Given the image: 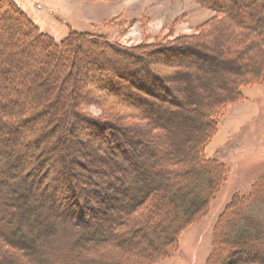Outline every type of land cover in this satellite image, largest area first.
I'll return each mask as SVG.
<instances>
[{
	"label": "trees",
	"instance_id": "obj_1",
	"mask_svg": "<svg viewBox=\"0 0 264 264\" xmlns=\"http://www.w3.org/2000/svg\"><path fill=\"white\" fill-rule=\"evenodd\" d=\"M202 1L218 11L223 24L230 19L242 23L241 38L235 40L234 49L224 51L220 59L208 54L203 49L205 44L192 43L191 36L179 37L173 44H149L147 47L122 46L108 40L107 35L89 31H72L64 39L56 40L42 31L14 0H0V20L14 26V30L7 26L4 31L14 36L17 33L15 39L9 37L12 44L23 34L29 37L27 44L31 43L42 59L45 56L41 53L55 62L70 59L68 77L73 82L65 79L66 83L71 81L68 92L81 89L82 71L78 72L81 59L87 79L92 82L95 78L99 89L117 96L135 111V114H121L119 118L124 119L121 122L120 119L112 122L107 115L96 121L80 111L82 102L87 99L69 102V93L65 96L59 87L50 88L51 96L36 101L38 107L34 110L23 111L24 117L14 114L17 112L13 113V107L8 109L10 100L0 103L2 109L7 108L0 110V238L8 246L23 251L28 261L58 264L54 257V241L65 226L80 232L70 249L78 262L99 259L104 264H153L175 251L181 233L207 213L211 198L226 179L227 167L223 161L205 155L206 145L215 135L224 109L242 98V87L264 83V0ZM1 38L0 35V41ZM86 44L89 48L84 53L88 57L84 60L79 49ZM7 47L0 49V55ZM24 48L16 53L28 61L29 46ZM122 54L130 56L134 66L109 63L114 55L118 58ZM156 54L169 59L193 56L194 62L188 67L199 68L204 73H198L199 81L211 80L220 70L230 73L231 83L227 86L228 79L223 75L218 77L217 87L225 94L217 96L214 103L202 110V100L193 91L187 92L185 88L184 92L183 87L179 90L168 86L169 81H174L173 85L187 81L184 76H178L179 71L162 77L146 66ZM6 60L11 62L7 72L23 67L18 57L7 56ZM109 71L125 77L128 84L122 86L112 82L108 79L112 76ZM4 87L0 85V90ZM14 102L18 105L17 100ZM40 105H45L43 111L38 109ZM44 115L49 117L50 123L51 119L54 121L53 125L46 124L37 137L27 139L25 127L43 120ZM79 119L87 120L94 130L100 129L96 133L101 135V140L88 147L99 149L106 143L110 147L107 153L111 166L102 172L100 180L91 179L85 183L78 180L77 185L74 168L79 159L74 143L78 140L77 129L81 128ZM53 132H57V137L51 141V147L58 152L48 153L49 158L45 156L43 160L47 164L46 160L59 156L65 168L63 173L68 178L67 186L62 179L61 185L53 184L54 178L48 180L51 171L44 174L41 167L33 166L32 159L27 157L31 150L28 147L34 141L39 145L41 139L45 140L47 134ZM20 144H25L26 148ZM83 160L78 161L80 165ZM86 167L89 172L93 171ZM79 187L85 191L83 194ZM236 202L234 199L231 205ZM237 227L240 234L217 244L209 264H264V225L251 220ZM137 236L146 240L149 251L132 256L126 251L134 250V244L140 243H130ZM107 244L123 246L122 249L127 250L121 254L126 253V260L130 258L131 262H122L109 252L99 251Z\"/></svg>",
	"mask_w": 264,
	"mask_h": 264
},
{
	"label": "rangeland",
	"instance_id": "obj_2",
	"mask_svg": "<svg viewBox=\"0 0 264 264\" xmlns=\"http://www.w3.org/2000/svg\"><path fill=\"white\" fill-rule=\"evenodd\" d=\"M14 2L31 16L42 31L50 33L56 40L64 39L72 31H89L107 35L108 40L122 46L147 47L146 45L149 44H173L179 37L191 36L194 40L192 43L203 46L205 44L203 49L208 54L221 58L224 51L230 52L234 49L236 45L232 43L241 38L239 31L243 29L242 23L238 24L233 19L223 24L219 19L218 11L202 0H14ZM7 26L10 30H14L11 23L5 24L0 20V35L2 37L0 49L10 44L8 49L1 51L3 55H0V85L5 86L4 90L3 88L0 90V103L10 100L12 103L8 109L13 107L10 109L13 113L17 112L14 114L24 117L23 111L34 110L35 107H38L35 106L36 101L41 102L44 97L51 96L50 88L59 87L63 89V94L66 96L72 81L68 77L71 72L68 68L70 59H59L55 62V59L51 60L50 56L41 53L42 56H45L42 59L40 52L37 50L36 54L34 46L31 43L27 44L26 38L29 37L23 34L20 35L17 42L12 44L10 38L15 39L17 33L14 36L12 32L4 31ZM20 33H23L22 30ZM24 46H29L27 54L28 58L30 57L31 65H29V60L24 61L25 59L16 53L24 50ZM87 47L86 44L84 48L79 49L84 60L88 57L84 53ZM110 55L112 56L113 53ZM7 56L20 58L23 67L7 72L8 64H11V62H7ZM115 56L110 58V64L115 61V64H119L118 66L130 63L131 67L134 66L130 56L123 54L118 58ZM228 56L232 55L228 53ZM104 57L108 59L107 56ZM192 59L194 57L190 55H180L169 59L167 56L156 54L152 57V62L146 66L152 70L151 72L162 75V77L179 71L178 76H184L187 81L181 80L175 85H173L174 81H169L168 86L172 89L183 87L187 88V92L193 91L202 100L201 108L203 110L214 103L217 96L225 94V91L217 87L218 77L223 75L224 79H228L227 86L231 83L232 78L228 71L217 70L218 72L212 75L211 80L201 82L197 77L204 73L199 68L188 67L191 63L193 64ZM81 61L80 59L78 68L79 73L80 70L82 71L79 84L81 89L76 92H68L69 102H73L74 99L83 98L81 101L87 99L82 102L80 111L96 121H99L98 118L103 115H107V118L114 122L118 121L123 113L135 114L133 109L128 108L120 101V98L111 96L103 88L99 89L95 78V82L87 79L86 74H83L84 66L80 63ZM153 62L155 64H152ZM14 65L17 64L14 63ZM110 71L108 73L112 76H109L108 79L112 82L115 81L114 83L122 86L128 84L125 77ZM34 72L39 74V77H36ZM65 79L71 81L66 83ZM16 100L18 105L13 104ZM44 106L40 105L38 109L43 111ZM6 109H2L0 106V110ZM192 113L195 112L192 111ZM43 117V120L25 127L27 139L37 137L46 128V124L53 125L52 119V123H50L47 115ZM122 120L124 119L122 118ZM79 122L81 128L77 129L79 135L77 136L78 140L74 143V152L80 162L84 160L80 165L77 159V165L74 168L77 185H79L78 180H83V183L90 182L91 179L100 180L102 172L107 171L111 166V162L108 161L110 156L107 153L108 150L110 151V147L106 143L105 146L100 147L101 149L90 150L91 148H89L90 144L97 145V141L101 140L99 137L101 135L96 133L100 129H95V131L94 127L88 126L87 120L79 119ZM56 137L57 132H53L47 134L45 140L41 139L39 145H36L38 142L35 144L34 141L31 147H28L31 148L30 152L26 149L29 152L27 157L32 159L33 166H40L44 174L51 171L52 176L48 180L54 178L51 181L53 184L57 182L61 185L60 181L63 180L62 183L67 186L68 178L63 173L65 168L59 156L54 155L55 159L46 160L47 164L43 160L45 156L49 158L48 153L52 155L54 151L58 152L57 149L51 147V141ZM20 147L26 148L25 144H20ZM1 148V154L4 155L5 144ZM98 154H101L102 157ZM205 155L224 162L227 167L226 179L216 195L211 198L207 213L193 221L181 233L178 248L169 256L157 260L153 264H209L217 244L220 245L234 235L240 234L237 226L251 220L264 225V83H253L242 87V98L229 104L219 116L217 131L206 145ZM82 165L84 166L81 168ZM86 165L93 168V171L89 172ZM101 167L102 169L98 170ZM79 188L83 194L85 191L81 190V187ZM234 199H237V202L231 205ZM230 205L233 206V209ZM60 233L54 241V257L58 264H104L99 259L80 262L74 260L70 249L72 242L80 233L79 230L64 226ZM133 240L130 243L140 242L134 244V250L137 252H133L134 250L126 252H131L134 256L138 252L149 251L145 244L146 240L139 236ZM122 247L117 244L115 246L107 244L99 251H104L107 254L109 252L110 255L117 256V259H121L122 262L127 260L131 262L130 258L126 260V253L121 254L122 251L127 250ZM0 264L33 263L30 259L28 261L23 251L8 246L0 238Z\"/></svg>",
	"mask_w": 264,
	"mask_h": 264
},
{
	"label": "bare ground",
	"instance_id": "obj_3",
	"mask_svg": "<svg viewBox=\"0 0 264 264\" xmlns=\"http://www.w3.org/2000/svg\"><path fill=\"white\" fill-rule=\"evenodd\" d=\"M10 14V13H9ZM16 17V16H15ZM233 28V27H232ZM48 132V131H47ZM32 134V133H31ZM91 137V136H90Z\"/></svg>",
	"mask_w": 264,
	"mask_h": 264
}]
</instances>
